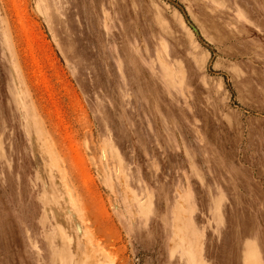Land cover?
Returning a JSON list of instances; mask_svg holds the SVG:
<instances>
[{"label":"rangeland","instance_id":"374dc122","mask_svg":"<svg viewBox=\"0 0 264 264\" xmlns=\"http://www.w3.org/2000/svg\"><path fill=\"white\" fill-rule=\"evenodd\" d=\"M138 262L264 264V0H0V264Z\"/></svg>","mask_w":264,"mask_h":264},{"label":"water","instance_id":"95a60500","mask_svg":"<svg viewBox=\"0 0 264 264\" xmlns=\"http://www.w3.org/2000/svg\"><path fill=\"white\" fill-rule=\"evenodd\" d=\"M180 9L182 10V13H183V15H184V17H185L186 22H187L188 25L193 29L194 33L196 34L197 38L201 41V43H203L204 45H206V46L209 47L210 49H213L211 45H209L208 43H206V42L204 41V39L202 38V36H201V34H200L198 28H197V27L194 25V23L190 20L188 14H187V12H186V10H185L182 6H180ZM138 264H140V263L138 262Z\"/></svg>","mask_w":264,"mask_h":264}]
</instances>
